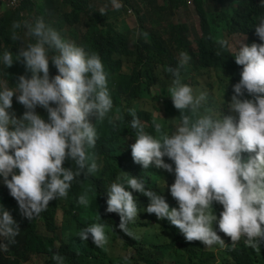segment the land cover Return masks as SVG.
I'll return each instance as SVG.
<instances>
[{"label": "clouds", "instance_id": "obj_1", "mask_svg": "<svg viewBox=\"0 0 264 264\" xmlns=\"http://www.w3.org/2000/svg\"><path fill=\"white\" fill-rule=\"evenodd\" d=\"M257 2L264 7V0ZM107 3L100 14L108 10L122 15L128 26L118 11L121 0ZM12 27H23L35 42L20 47L16 61L11 51L0 57L8 69L23 63L31 74L19 76L15 89H0V184L3 195L14 198L20 210L17 222L0 205L3 252L16 243L24 226L42 224L54 206L67 201L77 180L101 170V135L95 124L104 123L116 108L110 73L99 54L64 39L42 16L14 21ZM254 29L236 51L227 39L217 40L231 55L236 79L228 99L223 93L225 108H219L205 84L183 82L181 71L191 57L180 52L177 65L165 68L177 110L171 108L169 117L154 116L166 120L170 131L154 121L151 133L136 109H128L135 143L129 139L127 156L133 170L122 171L107 187L99 220L78 233L82 241L107 251L109 222L134 237L138 226L154 219L183 243L206 252L225 246L215 228L219 226L233 246L243 239L259 253L264 243V15ZM11 39L21 41L15 31ZM53 66L58 72L54 77ZM14 97L26 109H17L18 115L12 110ZM147 173H160L164 179L155 183ZM90 202L87 192L77 200L85 208ZM52 259L55 264L66 260L59 254Z\"/></svg>", "mask_w": 264, "mask_h": 264}, {"label": "trees", "instance_id": "obj_2", "mask_svg": "<svg viewBox=\"0 0 264 264\" xmlns=\"http://www.w3.org/2000/svg\"><path fill=\"white\" fill-rule=\"evenodd\" d=\"M66 1L76 8L89 9L90 0ZM124 1L137 14L138 28L134 33L122 21L120 26L109 25L103 31L93 33L90 38L77 39L65 28L55 27L44 19L64 39L102 57L110 73L108 84L113 89L116 108L113 115L99 126L101 140L97 155L102 164L101 170L86 180H77L69 199L54 206L43 219L42 226L36 221L24 226L9 251H0V264H55L52 259L54 254L64 256L65 264H89L81 262L80 258L95 257L101 250L90 241H82L78 233L99 220L98 214L103 212L102 203L107 187L116 181L122 171L133 170L127 156L129 139L131 145L135 143V137L130 132L132 117L128 109H136L139 119L151 125V133L155 132L154 121L161 123L165 131H170L168 122L155 119L154 113L169 117L173 115L172 109L177 110L172 100L170 107L169 98L163 92L171 83L170 74L165 68L177 65L180 52H187L191 57L190 63L181 71L184 83L202 79L210 89L207 80L216 74L221 91L228 99L229 90L236 79L232 71L231 55L217 45V40L236 34L252 35L264 15V7L257 0H216L230 6L233 15L224 10H214L212 4L206 9L203 0H193L201 33L193 29V41H190L191 28L186 23L175 22V12L186 7L188 0H167L169 7H163L166 0L162 4L158 0ZM210 11L213 14L208 15ZM121 20L122 15H119L114 22L119 23ZM7 43L12 46L13 40L9 39ZM11 51H15L14 46ZM217 52L220 54L217 55ZM57 74L53 66L50 75L54 77ZM21 75L30 77L31 74L23 63H18L12 76L18 79ZM145 77L151 78L148 84L142 83ZM156 88L160 89V93L154 91ZM18 105L17 101L13 102V107ZM146 175L155 183L164 179L160 173ZM85 192L91 200L87 208L77 203L78 197ZM0 205L8 209L19 222L18 203L14 198L3 195V184H0ZM58 211L62 212L60 226L57 223ZM108 227L111 230L109 247L112 242L120 240L125 247L124 251L132 253L127 264H264V243L259 253L245 246L243 239L233 246L231 238L219 231V226L215 228L225 241V246L217 245V252H206L196 245L183 243L174 231L154 219L138 226V231L142 232L140 236H127L119 227H114L113 222H109ZM105 259L111 260L110 257ZM115 261L121 264L123 259L117 258Z\"/></svg>", "mask_w": 264, "mask_h": 264}, {"label": "rangeland", "instance_id": "obj_3", "mask_svg": "<svg viewBox=\"0 0 264 264\" xmlns=\"http://www.w3.org/2000/svg\"><path fill=\"white\" fill-rule=\"evenodd\" d=\"M160 4L163 3V0H158ZM190 2V3H189ZM54 3V0H48L47 5H52ZM121 3L123 4V7L121 10L123 11L122 14L125 16L128 26L130 27L131 33H134V31L137 30L138 24H137V14L134 9H131L130 7H127V4L121 0ZM46 2L43 0H0V57H2L3 53L5 51H11V48L14 46L15 51L13 52V58L14 61H16V53H18V50L20 47L27 46L30 43H34L35 39L27 34L26 29L21 27L20 29H13L12 24L14 21H34L37 14V8L40 6H45ZM212 4L214 5V10L220 11L224 10L225 13L229 15H233L234 12L232 11V8L230 6H225L219 1H213V0H203V6L207 9L208 6ZM29 5H32L34 7L33 11H29ZM170 4L167 2V0L163 3V7H169ZM89 10L92 12L94 8L92 6L88 7ZM100 8L97 9L98 13H100ZM131 9V10H130ZM111 11L113 10L110 6ZM213 14V11L208 12V15ZM99 15V14H98ZM40 17V16H39ZM99 17V16H98ZM86 18L85 14H79L78 15V21L82 22ZM175 22H183L186 23L192 30L191 32V41H193V29L200 34V21L199 17L197 16L193 0H188L187 6L182 7L179 10L175 12ZM78 33L77 36H83L88 35V29L86 26H78ZM16 32L17 35L21 37V41H13V45H9L7 41L11 39L13 32ZM224 39H227L229 41V44L232 46L231 50L236 51L238 48L240 42L244 41L246 43L248 39V35H232V36H225ZM150 41H148L149 43ZM196 45L193 43V48H195ZM18 63L14 64L13 67L7 68L3 65L2 60H0V89L3 87H8L15 89L16 83L18 79L12 76L15 69L17 68ZM3 68V70H1ZM154 76V74H152ZM30 78V77H29ZM151 78H143L142 83L148 84L150 82ZM207 83H209L210 90L213 94V96L216 99V103L219 106V108L223 109L226 107V103L223 102L225 99L224 94L221 91V86L219 84V78L216 74H213L211 77L208 78ZM187 84L192 85H204V82L201 80H188ZM168 86L165 87L163 94L171 100L168 94ZM156 93H160V89L156 88L154 90ZM16 97L13 98V102H16ZM18 102V101H17ZM18 107H13V111L15 112L17 109L21 111H25L23 105L18 103ZM37 110L42 111V108L38 107ZM46 112V111H43ZM160 114L154 113V116L157 117ZM165 181V180H164ZM160 187H162V184H159ZM61 219H62V212L58 211L57 213V223L60 226L61 225ZM42 226V224H40ZM135 235H142V232H136ZM124 245L120 242V240H117L116 242H112L111 247L107 248L108 250H101L99 251V254H97L95 257H84L82 256L80 258V261L89 264H117L116 259L122 258L123 262L121 264H127L128 257L131 256V252L127 254L124 251ZM251 250V247H248ZM255 251V250H254ZM106 257H110L111 260L105 259ZM124 257H127V260L124 259ZM33 264H37V262H34Z\"/></svg>", "mask_w": 264, "mask_h": 264}, {"label": "crops", "instance_id": "obj_4", "mask_svg": "<svg viewBox=\"0 0 264 264\" xmlns=\"http://www.w3.org/2000/svg\"><path fill=\"white\" fill-rule=\"evenodd\" d=\"M88 4L94 8L92 12L84 7L76 8L70 3H67L66 0H54L52 5H47L46 2L45 6H39L37 8V17L42 16L48 22L53 23L55 27L65 28L68 33L72 34L77 39L90 38L93 33H97L99 30L103 31V28L109 25L120 26L121 22L125 21V19H123L119 23H115L114 19L118 14L109 12L108 10L105 15L98 13L97 9L99 6H101V8H108L107 0H90L88 1ZM33 10L34 7L29 5V11L31 12ZM53 10L57 12H54ZM81 13L85 14L86 18L82 22H79L78 15ZM83 25L87 27L88 35L77 36V33L79 32L77 27ZM15 113L18 115L19 110H16ZM101 124V122L95 124L99 132V126Z\"/></svg>", "mask_w": 264, "mask_h": 264}]
</instances>
